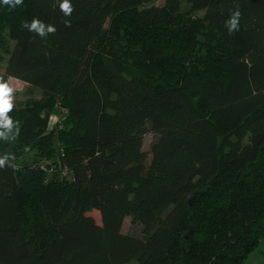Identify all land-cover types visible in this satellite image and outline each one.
I'll return each instance as SVG.
<instances>
[{"label": "trees", "instance_id": "16d2710c", "mask_svg": "<svg viewBox=\"0 0 264 264\" xmlns=\"http://www.w3.org/2000/svg\"><path fill=\"white\" fill-rule=\"evenodd\" d=\"M60 2L0 3V77L37 91L0 125V264L244 263L264 238V0Z\"/></svg>", "mask_w": 264, "mask_h": 264}, {"label": "clouds", "instance_id": "9594fccd", "mask_svg": "<svg viewBox=\"0 0 264 264\" xmlns=\"http://www.w3.org/2000/svg\"><path fill=\"white\" fill-rule=\"evenodd\" d=\"M0 3L11 9H15L17 6L23 4V0H0ZM59 7L65 16H70L73 12V6L70 3V0H61ZM240 15L241 13L239 10L234 11L229 20L226 22L229 26V34H231L233 30H239ZM65 24L68 27H71L70 22L66 21ZM22 27L27 28L29 31L34 32L41 37H46L49 33L54 34L56 32L55 26L51 24L46 25L38 18H33L30 23L28 21H24L22 23ZM14 91V87L8 81H5L2 77H0V125L5 127H10L12 123L8 118L7 113H9L14 106ZM2 165L3 161H0V166Z\"/></svg>", "mask_w": 264, "mask_h": 264}, {"label": "rangeland", "instance_id": "374dc122", "mask_svg": "<svg viewBox=\"0 0 264 264\" xmlns=\"http://www.w3.org/2000/svg\"><path fill=\"white\" fill-rule=\"evenodd\" d=\"M163 0H157L156 4H161ZM8 82L14 87L15 91L13 93V97L17 100H27L31 97H34L37 95L36 90H29L27 89V86L20 80L10 78ZM65 111L62 110L59 107H55L50 112L49 117V125L48 129H53L54 126L64 117ZM153 139L152 134L148 133L144 136L143 139V149L147 151L149 149V145ZM148 164V160L143 162V166L146 167ZM90 216L94 218V220L97 223H100V217L97 211H91L88 213ZM122 231L124 233H130V234H138L139 228L134 223L131 222V219L129 217L125 218L122 226ZM242 264H264V238H261L259 240V243L257 247L249 254V256L246 258L244 263Z\"/></svg>", "mask_w": 264, "mask_h": 264}]
</instances>
